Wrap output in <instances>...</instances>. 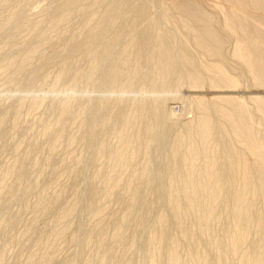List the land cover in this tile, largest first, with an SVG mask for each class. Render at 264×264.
I'll use <instances>...</instances> for the list:
<instances>
[{
	"label": "rangeland",
	"instance_id": "374dc122",
	"mask_svg": "<svg viewBox=\"0 0 264 264\" xmlns=\"http://www.w3.org/2000/svg\"><path fill=\"white\" fill-rule=\"evenodd\" d=\"M182 5L210 20L219 55L195 42ZM159 47L169 51L158 56L163 74ZM262 58L264 0H0V264H170L173 241L179 264H264V195L248 185L244 227L230 203L242 167L257 183L260 160L219 115L243 102L249 139L264 140L251 100L264 98L253 69H264ZM204 115L215 128L207 137ZM209 170L223 181L205 219L211 233L199 210H168L214 202L211 184H196ZM188 177L200 185L193 193L176 180Z\"/></svg>",
	"mask_w": 264,
	"mask_h": 264
},
{
	"label": "bare ground",
	"instance_id": "6f19581e",
	"mask_svg": "<svg viewBox=\"0 0 264 264\" xmlns=\"http://www.w3.org/2000/svg\"><path fill=\"white\" fill-rule=\"evenodd\" d=\"M179 10L182 12L181 14L183 15V16H185V17H188V18H191V19H193V22L192 23H190L188 26L192 29V30H194V33H195V31H198V33L196 32V36H195V42L199 45V46H201L202 48H204V50L208 53V54H218L219 55V53H218V34L214 31V29H212V25H210L211 23H209V21L208 20H206L205 18H203L202 16H200L196 11H195V9H193L192 7H190V6H179ZM182 16V17H183ZM101 20H103V19H101ZM227 21V20H226ZM229 21V20H228ZM227 21V24L230 22H228ZM232 21H234V20H232ZM229 25V24H228ZM231 25V24H230ZM229 25V26H230ZM217 31V30H216ZM220 38V37H219ZM133 43V44H132ZM130 44H131V46L132 45H135V46H137V44L134 42V41H131L130 42ZM238 44V43H237ZM239 45V44H238ZM130 46V45H129ZM70 47H71V45H70ZM74 47V46H73ZM236 47V46H235ZM157 48V47H156ZM160 48V47H159ZM237 48H239V47H237ZM236 48V49H237ZM69 48H67L66 49V51L68 50ZM75 49V48H74ZM244 49V48H243ZM242 48H241V51H239V49H237L240 53L242 52V50H243ZM70 50H71V48H70ZM72 51H74L73 49L71 50V52ZM159 51V50H158ZM67 52H69V51H67ZM235 52H237V51H235ZM248 52V49H247V51L245 52V53H247ZM221 53V52H220ZM245 53H244V56H245ZM238 54V53H237ZM236 54V55H237ZM162 56V55H164V56H168L169 55V51H168V49L167 48H165V47H162V48H160V51H159V54L157 53L155 56H157L156 57V60H157V65L159 66V67H157V69L159 70V73H161V74H163L164 72H166L167 70H168V63H167V61H163V60H161V59H159L158 58V56ZM242 55V54H241ZM240 55V56H241ZM261 55V54H260ZM244 56H243V61H245L244 59L248 56V54H247V56H245V58H244ZM181 57H182V59L184 60V61H188V55H187V53L185 52H183L182 53V55H181ZM250 56H248V59H249V61H250V58H249ZM259 57V55H257V57L256 58H258ZM256 58L254 57V59L256 60ZM261 58V57H260ZM259 58V59H260ZM128 59V58H127ZM247 59V58H246ZM259 59H257V61H259ZM263 59V58H262ZM260 60V62L262 63V61L264 60ZM121 60V59H120ZM190 60V59H189ZM246 62H248V60L246 61ZM245 62V63H246ZM256 62V61H255ZM254 62V63H255ZM260 62H256V64L257 63H260ZM119 63V62H118ZM121 63V62H120ZM121 64H124V63H121ZM247 64V63H246ZM248 64H249V62H248ZM117 66V65H116ZM115 66V67H116ZM122 66V65H121ZM156 66V65H155ZM249 66H253V64L251 65V63H250V65ZM255 66V65H254ZM253 66V69L254 70H256L257 72H259L258 74H255V75H257V76H259L258 78H259V80L261 81V80H263L264 81V73L262 72V74H261V70L263 71L264 69L263 68H261L260 67V65L258 66V67H260L259 69H257L258 67H254ZM118 67V66H117ZM216 67H218V66H216ZM215 67V68H216ZM20 68V67H19ZM120 68H122V67H120ZM124 68V67H123ZM116 70V69H115ZM133 70V69H132ZM217 70H218V68H217ZM252 70V69H251ZM116 71H119V68L116 70ZM115 71V72H116ZM186 72V75H187V77H188V79H189V81L191 82V85H201L202 84V78L199 76V75H196V74H193L191 71H189V70H187V71H185ZM252 72H253V70H252ZM117 74V73H116ZM252 74V73H251ZM254 75V76H255ZM260 77H262V79H260ZM263 81H261V82H263ZM134 81H132V78H130L129 79V81H128V87H131V85L132 84H134L133 83ZM256 82V81H255ZM232 84H234V83H232ZM134 86V85H133ZM141 86V85H140ZM136 88V87H135ZM252 97V96H251ZM263 97V96H262ZM261 96L259 97H255L254 96V99H251L252 100V107L254 106V110L259 114V116L262 118V119H264V98H262ZM229 102V104L227 105L228 107H224V106H222L221 108H219L220 109V113H219V115H220V118H221V120H220V123L222 122V124L221 125H223V127H225L227 130H229L232 134H234V135H237V136H239V135H243V136H245V137H247V139H248V146L250 147V151L252 152V154H254V155H256L258 158H259V160H260V162H259V164H260V167H261V169H259L260 170V176H259V178H258V181H257V183L255 182V179H254V177L252 176L253 175V173H252V175L250 176V171H251V169H250V171L248 170V167H246L245 165H247V164H245L242 168H243V170H242V179H243V186H242V188L240 189V190H238L236 193H234V195L232 196V198H231V201H230V203H231V205L233 206V208H234V214L230 211L231 210V208H230V210H229V212H231V214H232V216L234 215V223L236 222V224L239 226H245L246 224L248 225V222L251 220L250 219V213H249V210L248 209H246V208H243L242 207V205H241V203L243 202V201H245V199H246V195H247V188H248V185L250 186H252V190H256V189H258V192H260L262 195H264V140L263 141H259V140H251V139H249V137L252 135V132H253V127L251 126V116H249V114H247L246 112H245V104L242 102H235V101H228ZM199 105L202 107V109L205 107V105H204V103H202V102H200L199 103ZM207 106V105H206ZM156 107V106H155ZM229 107H231V108H229ZM160 109V108H159ZM158 112V111H157ZM152 114V113H151ZM156 114V113H155ZM214 122L208 117V116H206V115H204V116H201L199 119H198V125H199V127H200V136H202V137H207V136H209V135H211V133H212V130L213 129H215V128H213V124ZM252 123H254V121L252 122ZM216 127V126H215ZM139 136V135H138ZM137 134L135 133L134 134V140H136L137 139ZM253 138V137H252ZM139 139V138H138ZM141 139V138H140ZM131 141V140H130ZM137 141H139V140H137ZM141 141V140H140ZM136 143V142H135ZM231 143V142H230ZM125 144V143H124ZM227 147V146H226ZM191 148V147H190ZM194 148V147H193ZM230 149H231V147H230ZM226 151V150H225ZM228 151V150H227ZM127 152V151H126ZM229 152V151H228ZM231 152V151H230ZM230 152H229V155H230ZM192 154H195L196 153V150L195 149H192V152H191ZM227 153V152H226ZM115 154V153H114ZM114 154H112V155H114ZM112 155H111V157H112ZM116 156H118V154H115ZM231 156V155H230ZM115 157V156H114ZM121 157V156H120ZM114 159V158H113ZM116 159V158H115ZM115 161V160H114ZM212 165V164H211ZM243 165V164H242ZM249 165V164H248ZM247 165V166H248ZM251 168V167H250ZM206 169H208V168H206ZM210 169V168H209ZM216 169V168H215ZM216 171V170H215ZM215 171H213V170H209V171H203L205 174H204V176L202 177L201 176V179L200 180H198L197 182H196V184L199 182H203V184H211V185H203L205 188H206V190H207V194H208V196L212 199V200H214V202L212 201V202H210V203H208L206 206L202 203V205H204L203 207H200V205L201 204H197L196 202H194V203H191L190 202V200H189V202H186V203H175L174 201V203L172 204L173 206H172V208H173V210L171 209V207H170V209H168V210H170V211H172V213L170 212V214L169 213H167V214H169L170 216L172 215L173 216V213H174V216L176 215L178 218H182L183 216H184V213H186V210H184L185 208H187V207H189V208H193V210H194V208L195 209H197V210H199L201 213H199V214H201V220L199 219V221L201 222V230H203V231H206L207 233L209 232V233H211L210 231H209V229H210V227H208L209 225V223L208 222H206L205 221V219H208L209 221H210V219L209 218H211V217H214V211H215V209H214V203H215V200L217 199L218 200V197L220 196V192H221V187L222 186H218V182H220V180L218 181V179H217V176H216V174H215ZM218 171V170H217ZM203 172H202V174H203ZM177 176V175H176ZM181 176V175H180ZM183 176V175H182ZM182 176L180 177V178H182ZM219 176V175H218ZM177 177H179V175L177 176ZM184 177V176H183ZM186 177V176H185ZM172 178V177H171ZM174 178V177H173ZM256 178V177H255ZM192 179V178H191ZM189 177L188 178H185V179H176V180H183V182L186 184L185 186H184V189H185V191H186V193H188V192H192L193 193V191H195V189H198L199 188V186L198 185H195V184H193L194 183V181L193 180H191ZM176 180H175V183H176ZM231 180H232V178H229V177H227V179H225L224 180V183H228V185H229V182L231 183ZM170 181H172V180H170ZM182 182V181H181ZM182 182V183H183ZM184 183H183V185H184ZM198 183V184H199ZM220 183H223V181L222 182H220ZM219 183V184H220ZM180 184V183H179ZM176 188H177V186H175ZM172 188H174V187H172ZM171 188V189H172ZM179 188V187H178ZM175 189V188H174ZM173 189V190H174ZM250 189V190H251ZM172 190V191H173ZM175 190H177V189H175ZM182 192V191H181ZM170 193V192H169ZM191 194V193H190ZM187 195V194H186ZM171 195L169 194V197H170ZM193 196V195H192ZM172 197V196H171ZM190 198H192V197H190ZM193 199V198H192ZM171 200V199H170ZM194 201V200H193ZM167 203V202H166ZM200 203V202H199ZM205 203H207V202H205ZM168 204H171V202L170 203H167V205ZM191 206V207H190ZM231 206V207H232ZM165 207V206H164ZM167 207V206H166ZM168 208V207H167ZM166 208V209H167ZM188 208V209H189ZM190 210V209H189ZM189 210H188V212H189ZM233 210V209H232ZM185 211V212H184ZM195 211V210H194ZM195 213V212H194ZM160 214V213H159ZM188 214V213H187ZM186 214V215H187ZM190 214V213H189ZM197 214V213H196ZM196 214H195V216H196ZM199 214L197 215V216H199ZM216 214V213H215ZM168 215V216H169ZM252 215V214H251ZM166 216V215H165ZM174 216H173V218H174ZM191 216H192V214H191ZM202 216L204 217V219L202 218ZM231 216V217H232ZM200 217V216H199ZM173 218H172V220H173ZM187 218V217H186ZM216 218V217H215ZM167 219V218H166ZM177 218L175 217V220H176ZM195 219H198V217L197 218H195ZM213 219V218H212ZM264 219V218H263ZM170 220H171V217H170ZM181 220V219H180ZM179 220V221H180ZM183 220V219H182ZM186 220V219H185ZM213 220H215V219H213ZM169 221V220H168ZM184 221V220H183ZM182 221V222H183ZM257 221V220H256ZM176 222V221H175ZM200 222H198V223H200ZM259 222V221H258ZM178 224H180L179 222H177ZM250 223V222H249ZM261 224V223H260ZM177 225V224H176ZM182 226V229H183V226H185V225H183V223H182V225H180V227ZM199 226V225H198ZM178 227V226H177ZM235 227H236V225H235ZM240 228V227H239ZM180 229V228H179ZM186 229H188V228H186ZM237 229V228H236ZM245 229V228H244ZM177 230V229H176ZM181 230V229H180ZM199 230V229H198ZM201 230H199V231H201ZM234 230V229H233ZM238 230H240V229H238ZM242 230H243V228H242ZM179 231V230H178ZM182 231V230H181ZM236 230H234L233 232H235ZM164 232V231H163ZM183 232V231H182ZM184 232H185V229H184ZM206 232H203L204 234L206 233ZM214 232V231H213ZM237 232V231H236ZM206 233V234H207ZM182 234V233H181ZM161 235V234H160ZM209 235V234H208ZM155 236V235H154ZM178 236V235H177ZM212 236V235H211ZM157 237V236H156ZM163 237H165V236H163ZM167 237V236H166ZM233 237V236H232ZM154 238V237H153ZM162 238V237H161ZM161 238H160V241H161ZM172 238V237H171ZM171 238H167V241L170 239L171 240ZM156 240V239H155ZM158 240V239H157ZM174 240V239H173ZM172 240V241H173ZM177 240V239H176ZM179 240V239H178ZM231 240H233L232 238H231ZM241 239L238 237L237 239H234L233 240V242H234V244H236V243H238L239 241H240ZM163 241H165V240H163ZM182 241V240H181ZM166 242V241H165ZM169 242H171V241H169ZM166 243H168V242H166ZM171 243H173V246H172V251L170 250V255H171V257H170V264H179V259H178V255H177V253H176V244H177V241H173V242H171ZM170 243V244H171ZM162 244V243H161ZM159 245V244H158ZM157 245V246H158ZM163 246H164V244H162ZM160 246V245H159ZM181 246V245H180ZM168 247V246H167ZM166 247V248H167ZM169 249V248H168ZM179 250V249H178ZM160 252V251H159ZM178 252V251H177ZM180 254V253H179ZM169 255V256H170ZM218 257V256H217ZM256 257V256H255ZM181 258V257H180ZM253 259V258H252ZM219 260V259H218ZM255 260V259H254ZM254 260H252V261H254ZM168 261H169V259H168ZM220 261V260H219ZM251 260H249V262H250ZM206 262V261H205ZM217 262V261H216ZM181 263V262H180ZM218 264H219V262H217ZM216 263V264H217ZM221 263V262H220ZM250 264H260V261H254V262H252V263H250Z\"/></svg>",
	"mask_w": 264,
	"mask_h": 264
},
{
	"label": "built area",
	"instance_id": "2783aa9c",
	"mask_svg": "<svg viewBox=\"0 0 264 264\" xmlns=\"http://www.w3.org/2000/svg\"><path fill=\"white\" fill-rule=\"evenodd\" d=\"M174 111H175V112L177 111V107H174Z\"/></svg>",
	"mask_w": 264,
	"mask_h": 264
}]
</instances>
